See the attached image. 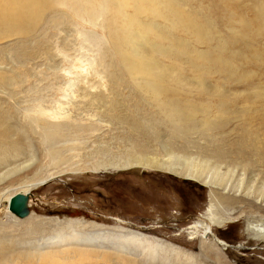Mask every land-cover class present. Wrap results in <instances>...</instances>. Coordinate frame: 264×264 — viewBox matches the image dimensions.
I'll return each instance as SVG.
<instances>
[{
	"label": "rangeland",
	"instance_id": "obj_1",
	"mask_svg": "<svg viewBox=\"0 0 264 264\" xmlns=\"http://www.w3.org/2000/svg\"><path fill=\"white\" fill-rule=\"evenodd\" d=\"M2 1L0 264H264V241L246 230L264 222V0H39L12 23L21 0ZM122 55L154 64L160 100ZM167 99L187 106L189 128L168 118ZM60 105L65 117L50 118ZM41 120L63 123L65 135L44 140ZM140 155L203 173L113 168ZM28 183L26 214L6 212V196ZM207 216L223 221L213 235L226 248L189 237ZM121 227L177 254L142 258L96 235ZM74 235L94 245L38 253Z\"/></svg>",
	"mask_w": 264,
	"mask_h": 264
},
{
	"label": "bare ground",
	"instance_id": "obj_2",
	"mask_svg": "<svg viewBox=\"0 0 264 264\" xmlns=\"http://www.w3.org/2000/svg\"><path fill=\"white\" fill-rule=\"evenodd\" d=\"M38 1L39 0H21V3L17 4L14 7V9L8 14V16H10V17H7V20L9 22H11V23L14 22L16 20V18L18 20H20V21L26 20L28 18V16H30L32 13L38 11V8H39L38 7ZM9 3H10L9 0H5V2H3V5L1 7V9H6L8 7V5H9ZM123 57L121 58L123 60V62L122 61L121 62L123 63V67H124V65L126 66L128 72H129L128 75L131 74V76L133 78H137V79L138 78H142V81L144 82L143 85H145L148 90L153 91V93H155L157 95V97L156 96H152V97H155L157 100L158 99L160 100V96L158 97V95L161 93L160 88L162 89V87H160L161 86V79H159V75L157 73H154V71L152 70V69L156 68L154 66V64L152 62H150V61H149V63L141 62L140 59H139V61H133V59H131L132 57L130 59H128L125 56H123ZM151 70L153 71V74H150L152 72ZM138 87H140L139 84H138ZM148 90H146V91H148ZM165 99L163 98L162 100L164 101ZM170 99H171V97H170ZM162 100H161V103L163 102ZM167 101H168V103H165V104H168L169 106H170L169 103L173 104L172 107L170 106L171 108L169 107L170 110L166 111V113H165V114H167L168 118L171 119V120H174V121L175 120L179 121L181 127H183L184 129L189 128L188 126L191 123L192 117H191V115L189 113V110H188L187 106L178 105V104H176L177 102H175V101L172 102L169 99H167ZM174 103H175V105H174ZM62 106L60 105L58 107L59 110L54 112L52 115H49V117L50 118H54V119L65 117L66 113L64 112L65 115L63 114L62 109L64 107H62ZM166 108H168V107H166ZM163 109H164V106H163ZM42 113H45V111L42 112ZM48 113H49V111H48ZM41 121H43V123H45V124H48V125H45V127L43 128V137H44L43 139L44 140L48 139V141H49L50 139H52V141H54L55 139H57V138L59 139L61 136L65 135V132L63 131V128H62V126L64 125L63 123L54 122V121H53L54 123H48L49 121L46 123L45 122L46 120H41ZM79 126H81V127L76 126V124L75 125H70L69 129L71 128L70 130H72V128H73V130H78V129L81 128L82 130H87V129L97 130V129L100 128V127L99 128H94V127H91V126L88 127L86 125H85V127H83V125H79ZM86 127H88V128H86ZM46 128H49L50 130L46 129ZM191 129H193V128H191ZM67 135H69V133ZM48 141H46V142H48ZM52 141H50V142H52ZM50 154L54 156V154H56V152L53 151V149H52ZM176 164L177 163L171 162L170 160L168 162V161H165V160H162V159H159V160H156V159H153V158L145 159V157H142L140 155V156H136L134 158H125L119 164H113V168L115 167V168H120V169H127L129 167H138V166H140V167H145V168L164 170L166 172H170V173H173V174H178L180 176L182 175V176H184L187 179L196 178L197 180L200 178L199 176H202L201 173H203V172H201V171H203V170L201 168L200 169H196V168L193 169L192 164L189 165L188 162H187V164L186 163H182L181 165L177 164L178 166ZM16 169L18 170L20 168H16ZM16 169L13 170V171L16 172ZM74 169H75V167H74ZM7 173L8 174L9 173L12 174L11 171L7 172ZM6 174H4V175H6ZM201 181L205 182V183L207 182L206 179H202ZM209 181H211V180H209ZM32 186H33V183L24 184L20 188H18V190H16L15 193L22 194V195L23 194H27V193H29V191H30ZM11 195H13V194H11ZM10 196H6L7 202L9 201ZM25 207H26V205H25ZM5 209H6V212L9 211V210H7L8 209L7 205L5 206ZM208 210H209V208H208ZM206 218H205L206 220H202V219L195 220L190 226H188L187 230H190V232H188V234L189 233L192 234L191 230H196V232L199 233V234H197V236H199L201 239H203V238L207 239L208 236H211V238L213 239L214 243L226 248V243L224 241L220 240L218 237H215L213 235V225L221 222L222 220L221 221L214 220L213 218H210L208 216ZM35 222H40L41 223V221H35ZM67 223H68V221L66 222V225H67ZM34 224L36 225L37 223H34ZM68 226H70V225L68 224ZM85 226L86 225H83V224H81V225L79 224L77 226H70V228H71L70 232L74 231L73 228H76V227L77 228H81V227L84 228ZM246 230L249 233H251V236L254 239L264 241V222L263 221L248 222L246 224ZM117 232H120V234L105 231V232H102V233H98L96 235L99 236V238H100V236H101V238H106L107 236H108L107 238H117V239H119V241H121V243L124 242L125 244H127V246H132V247H134L136 249H140L142 258L145 257L147 253H148V255H151V257H152L151 259H153V260L156 259V257L159 258L160 256H163V255H166V254H171V255L172 254H177L176 247L167 246L165 243H162L161 241H159L156 238H152V239L148 238L147 236H145V235H143V234H141L139 232H136V231H128V230H124L123 231V228L118 230ZM190 234H189V237L193 238V236L190 235ZM65 241H67V242L65 243L64 239L56 238V240H54V241H51V239H49L47 244H45L46 245L45 248H47L46 249L47 251L38 252V253H40V254H54L56 252L53 250L52 247L59 246V248H61L60 245H62V246L64 245L65 246V245L71 244V243L72 244H80L81 243L82 245H85V246H93L94 245V243L91 241L90 238H81V237L76 236V235L70 236L69 238L65 239ZM120 245L121 246H119V247H123L122 246L123 244H120ZM79 249H80V251H83V253H85V254H89L88 251H92L90 248H88V249L79 248ZM105 253L107 254L108 252H105Z\"/></svg>",
	"mask_w": 264,
	"mask_h": 264
},
{
	"label": "water",
	"instance_id": "obj_3",
	"mask_svg": "<svg viewBox=\"0 0 264 264\" xmlns=\"http://www.w3.org/2000/svg\"><path fill=\"white\" fill-rule=\"evenodd\" d=\"M26 195L15 194L10 197L8 201V210L14 215L22 217L26 214L27 207H25Z\"/></svg>",
	"mask_w": 264,
	"mask_h": 264
}]
</instances>
